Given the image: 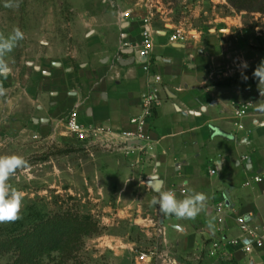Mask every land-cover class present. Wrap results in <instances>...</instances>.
Masks as SVG:
<instances>
[{
	"label": "crops",
	"instance_id": "obj_1",
	"mask_svg": "<svg viewBox=\"0 0 264 264\" xmlns=\"http://www.w3.org/2000/svg\"><path fill=\"white\" fill-rule=\"evenodd\" d=\"M82 21L94 28L89 35L84 34L93 47L92 60L81 70L61 66L49 71L53 76L45 77L42 95L35 100L40 116L34 122L39 119L50 137L58 139L63 123L78 111L84 124L102 132L98 139L79 141L69 137L67 142L86 143L88 147L102 144L108 149L114 148L112 143L123 144L118 149L119 162L110 158V171L104 174L119 181V190L113 194L117 203L110 202L106 208L112 211L115 205L116 217H133L131 213L149 208L160 213L159 206L151 201L161 191L173 190L178 199L190 192L206 194V206L195 219L162 212L157 219L133 217L135 223L142 220L146 225L161 226L163 240L170 244L168 251L180 264H264V249L249 253L242 246L228 245L215 257L204 253L211 240L241 237L238 216L264 223V182L245 185L251 177L264 175V88L258 84L254 89L247 84L218 85L235 79L218 73L208 75L211 66L218 65L217 60L207 58L204 49L191 41L170 44L167 36L160 35V40L154 39L153 50L157 71L163 76V82L157 85L162 102L151 135L154 150L148 155L127 153L120 133L134 128L130 120L141 113L142 96L153 86L143 60L137 58L126 65L125 60L133 58L128 53L132 48L122 50L120 45L121 37L137 41L138 26L128 23L127 29L136 31L121 34L124 24H119L113 14H93ZM84 35L80 33L79 37ZM67 69L73 71L67 73ZM247 104L249 113L238 120L235 105ZM155 175L162 180L160 189L149 185ZM220 202L226 205L224 230L219 229L216 212ZM152 234L158 240L163 238L156 229ZM103 239L108 245L113 241L129 244V238L120 236ZM136 264L145 263L137 256Z\"/></svg>",
	"mask_w": 264,
	"mask_h": 264
},
{
	"label": "rangeland",
	"instance_id": "obj_2",
	"mask_svg": "<svg viewBox=\"0 0 264 264\" xmlns=\"http://www.w3.org/2000/svg\"><path fill=\"white\" fill-rule=\"evenodd\" d=\"M5 3L0 0V33L7 36L18 27L24 39L6 55L8 67L0 71V155H20L28 166L9 180L23 193L21 218L0 226L31 221L72 206L93 215L101 227L99 234L85 239L80 253L83 264H136V257L151 248L170 250L163 235L158 240L152 234L158 226L133 220L140 215L146 220L157 219L161 212L149 208L131 213L133 217H116L115 205L112 211L106 210L110 202L117 203L113 194L119 190V181L104 174L110 171V158L119 162L118 149L123 144L112 143L114 148L108 149L102 144L88 147L86 143H69L67 138L74 136L67 130L68 118L58 139L50 137L41 123L34 122L40 116L35 100L41 97L47 81L42 71H53V62L62 63V69L76 70L90 63L93 47L84 34L89 35L94 28L86 27L82 19L93 14H113L119 24H124L121 34L136 31L127 29L128 23L138 26L137 41L121 37L120 45L140 49L145 19L153 11L156 30L170 26L171 20L174 26L198 34L190 41L204 49L207 58L218 61L208 75L218 73L223 78L247 81L251 89L257 84L264 88V83L253 75L264 62V13L237 11L228 0H19L17 8H7ZM80 33L84 37H79ZM160 38L154 32L153 39ZM167 41L170 43L168 37ZM108 235L129 238V244L113 241L108 245L103 239ZM211 242L204 251L208 256ZM11 260L9 255H0V264Z\"/></svg>",
	"mask_w": 264,
	"mask_h": 264
},
{
	"label": "built area",
	"instance_id": "obj_3",
	"mask_svg": "<svg viewBox=\"0 0 264 264\" xmlns=\"http://www.w3.org/2000/svg\"><path fill=\"white\" fill-rule=\"evenodd\" d=\"M128 13H125L124 15L126 16ZM154 16L153 11H151L150 15L145 19L142 32L144 39L143 46L140 49H136L129 44H126L124 47L134 49L135 56L139 60H143L145 65L144 68L146 72L150 74L153 84L150 90L142 96L141 113L130 120V124L134 128L124 130L120 133L127 153H137L139 155H148L154 150V143L151 135L155 127L154 122L156 121L157 110L162 102L160 89L157 85H160L163 82V76L157 71V65L153 58V34L154 32L158 35L163 33L161 36H167L170 44H183L190 40H196L198 37V34L192 33V31H187L183 26H174L171 20L170 26L166 24L164 28L156 30L152 24V18ZM249 109L250 104L235 105L236 118L241 120L249 113ZM238 126L240 128L243 127L239 122ZM67 130L79 141H87L93 138L98 139L102 132L97 127L84 124L80 120L78 111H73L69 115L67 119ZM247 158V156L243 157V159ZM214 172L215 170H212V173ZM263 182L264 175L260 173L246 180L245 185L253 186L254 184H260ZM181 192L185 194L186 190L182 189ZM225 210L226 205L224 202H220L216 207L220 230L226 229ZM236 224L241 231V237L232 239H214L209 248V256L218 255L228 245L242 246L243 249L249 253L255 249H264V223H254L246 216H238L236 218ZM157 233L163 235L164 229L161 226H158ZM140 258L145 264H180L179 260L173 257L169 251H159L157 247L151 248L147 253L142 252Z\"/></svg>",
	"mask_w": 264,
	"mask_h": 264
},
{
	"label": "trees",
	"instance_id": "obj_4",
	"mask_svg": "<svg viewBox=\"0 0 264 264\" xmlns=\"http://www.w3.org/2000/svg\"><path fill=\"white\" fill-rule=\"evenodd\" d=\"M237 11L264 13V0H228ZM247 81L227 80L218 85L244 86ZM99 222L72 206L31 221L0 226V255L8 264H83L80 253L85 239L99 234Z\"/></svg>",
	"mask_w": 264,
	"mask_h": 264
},
{
	"label": "clouds",
	"instance_id": "obj_5",
	"mask_svg": "<svg viewBox=\"0 0 264 264\" xmlns=\"http://www.w3.org/2000/svg\"><path fill=\"white\" fill-rule=\"evenodd\" d=\"M7 8H17L19 0H6L4 5ZM24 39V33L18 28H13L7 36L0 33V71L6 70L8 65L5 57L11 53ZM247 67L246 62L243 64ZM259 78L260 83H264V62H262L253 72ZM3 89H0L2 92ZM264 94V93H262ZM27 161L24 157L16 154L0 155V223L15 222L20 219L23 193L13 187L9 180L18 170L26 168ZM207 201L206 194L202 192H190L184 195L183 199H178L173 190L161 191L158 198L151 201L153 205H158L159 210L165 215H174L182 219H195L205 208ZM211 228L212 225L209 224Z\"/></svg>",
	"mask_w": 264,
	"mask_h": 264
},
{
	"label": "water",
	"instance_id": "obj_6",
	"mask_svg": "<svg viewBox=\"0 0 264 264\" xmlns=\"http://www.w3.org/2000/svg\"><path fill=\"white\" fill-rule=\"evenodd\" d=\"M133 52H134V50L131 49L128 53L132 54ZM125 61L127 62L126 65H130V64H133L136 61V58L133 57L131 60H129V61L128 60H125ZM28 65L34 66V68L36 70H41V67L40 66L34 65V63H32V62H28ZM54 65L60 66L61 63L60 62H57V63H54ZM43 73L48 74V75L50 74L49 71H43ZM45 120L46 119H42V121H45ZM38 122H39V119H35V123H38ZM149 185L151 187H153L154 189H160L162 187V180L159 179V177L157 175H155V176H153L151 178V180L149 182Z\"/></svg>",
	"mask_w": 264,
	"mask_h": 264
},
{
	"label": "flooded vegetation",
	"instance_id": "obj_7",
	"mask_svg": "<svg viewBox=\"0 0 264 264\" xmlns=\"http://www.w3.org/2000/svg\"><path fill=\"white\" fill-rule=\"evenodd\" d=\"M44 43V42H43ZM45 44V43H44ZM122 50H129V49H126V48H124V49H122ZM131 50V49H130ZM134 50V49H133ZM130 54V53H129ZM131 56H133L134 58H136V60H137V57L135 56V51L132 53V54H130ZM55 63V62H54ZM54 65V64H53ZM62 66V63H61V65L60 66H56V65H54V68H60ZM41 70H42V68H41ZM73 71V69H70V70H68L67 69V73L68 72H72ZM42 73H43V71H42ZM43 75H44V77H52L53 76V72H50V74L48 75V74H45V73H43Z\"/></svg>",
	"mask_w": 264,
	"mask_h": 264
}]
</instances>
